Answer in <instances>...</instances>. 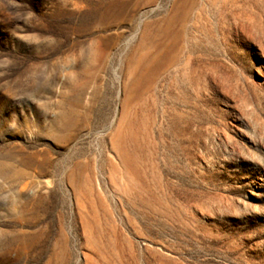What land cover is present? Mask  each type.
<instances>
[{
  "label": "rangeland",
  "instance_id": "rangeland-1",
  "mask_svg": "<svg viewBox=\"0 0 264 264\" xmlns=\"http://www.w3.org/2000/svg\"><path fill=\"white\" fill-rule=\"evenodd\" d=\"M0 264H264V0H0Z\"/></svg>",
  "mask_w": 264,
  "mask_h": 264
}]
</instances>
